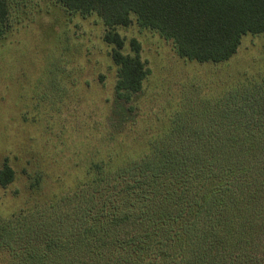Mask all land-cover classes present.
Listing matches in <instances>:
<instances>
[{
  "label": "rangeland",
  "instance_id": "374dc122",
  "mask_svg": "<svg viewBox=\"0 0 264 264\" xmlns=\"http://www.w3.org/2000/svg\"><path fill=\"white\" fill-rule=\"evenodd\" d=\"M7 2L10 13L0 35V167L10 165L13 179L0 181V264H17L25 253L28 262L37 254V264H124L115 263L107 242L92 259L79 239L101 228L96 222H104L98 218L110 211L120 188L118 180L107 182L103 169L96 175L92 167L122 172L133 182L132 171L153 158L175 116L187 132L190 118L204 114L206 99L235 85L263 84L264 34L243 35L230 60L201 63L181 58L171 40L132 16L116 30L125 53L131 39L138 40L148 74L126 103L116 94L113 46L104 40L107 27L96 13L73 12L56 0ZM144 201L150 205L153 196ZM118 222L106 219L105 226L120 227L121 243L126 228L139 236L136 219ZM235 238L243 245L254 240L256 255L264 246V219Z\"/></svg>",
  "mask_w": 264,
  "mask_h": 264
},
{
  "label": "trees",
  "instance_id": "16d2710c",
  "mask_svg": "<svg viewBox=\"0 0 264 264\" xmlns=\"http://www.w3.org/2000/svg\"><path fill=\"white\" fill-rule=\"evenodd\" d=\"M56 1L67 10L96 13L103 20L104 40L113 46L110 54L117 66L115 91L126 103L143 89L148 74L138 40L132 38L131 52L125 53V40L116 30L128 25L132 16L171 40L181 58L201 63L230 60L243 35L264 34V0ZM9 13L7 0H0V35ZM241 85L206 99L204 114L196 115V122L190 118L187 132L182 131L181 116H175L153 158L132 171L133 182L122 172L110 173L112 177L105 167H92L96 175L103 169L107 182L120 183L110 211L98 218L104 222H96L101 228L79 238L92 259L107 242L115 263L261 264L264 246L260 243L255 255L254 240L243 245L235 236L255 219H264V83ZM12 179L13 169L5 163L0 181L6 185ZM149 194L150 205L144 201ZM106 219L119 224L136 219L139 236L126 228L121 243L120 227L105 226ZM229 240L223 251L215 252ZM27 256L22 254L17 264H37V254L30 263Z\"/></svg>",
  "mask_w": 264,
  "mask_h": 264
}]
</instances>
